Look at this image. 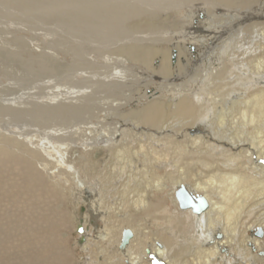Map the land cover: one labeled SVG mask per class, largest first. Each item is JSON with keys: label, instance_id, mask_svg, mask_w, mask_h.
I'll return each instance as SVG.
<instances>
[{"label": "bare ground", "instance_id": "6f19581e", "mask_svg": "<svg viewBox=\"0 0 264 264\" xmlns=\"http://www.w3.org/2000/svg\"><path fill=\"white\" fill-rule=\"evenodd\" d=\"M84 1L81 11L86 13V17L81 19V16L73 18L71 16L70 22L77 30L82 31L86 38L93 34L90 30L94 29L97 37L87 40L95 42V46L104 53L114 51L120 56L119 64L113 62L114 66L111 65L110 70L107 69L106 72L102 69L105 73L104 78L97 82L106 84L105 88L114 93L115 98L111 97V101L110 98L104 102L101 101V96L95 97V92L88 93L82 86V89L76 86L78 90L65 89L63 93L54 94L51 98L53 102L50 111L39 114L52 117L56 114L63 117L68 115L69 119L71 114L68 111L71 109L74 116H79V111H76V114L74 104L70 101L86 100L84 110L80 113L81 116L88 115L87 118L91 120L94 113L88 112L91 108L87 109L89 101L91 103V99L93 102L94 99H99L97 102H100L101 106L99 105L95 115H100L98 114L100 111L103 113L108 111L111 119L106 120L109 124L107 127L104 125L106 121H103L105 119L103 115L101 116L103 120L95 119L99 127L103 125L98 133H94L98 128L85 125L76 126L74 130H70L71 134L66 131L60 137L83 133L81 140L84 148L104 146L109 150L124 145L132 146L134 141L141 144L139 149L143 147L158 149L157 144L167 142L177 154L173 164L172 162L169 164L173 167L169 175L173 184H170L171 189H168V192L173 212L178 213L170 214L166 198H155L156 194L165 193L169 187L162 177L155 176L156 178L152 179L148 173L151 167L149 161L160 163L157 161L159 160L157 155L152 157L150 154L149 161L147 160L149 167L147 164L144 165V162L140 168L143 170L142 173L145 172L147 175L145 187L137 195L128 194L126 198L122 197L119 205L117 204L118 209L103 208L104 203L100 198L99 200L98 197L93 198L94 189L90 191L82 180L79 181L78 186L84 195L82 200L87 204L86 214L77 219L76 225V229L78 226L81 229L76 230V233L81 235L77 239L78 243L82 244L83 234L86 236L85 243L81 246V251H86L84 264H151L147 259L150 253L162 257L166 264H264V167L250 161L251 151L242 144L248 140L255 149L257 148L259 156L264 155V88L258 86L261 82L264 84V77L261 75L264 74L262 60L256 56L255 60L251 61L253 66L246 64V70L240 69L238 80L242 81L241 87L231 88L228 75L233 65L241 64L245 60L239 57L245 54L247 47L245 49L241 46L247 43L249 50L261 49L263 46L264 0ZM131 20L134 23H130ZM143 22L147 24V29L142 28ZM257 25H263V28H256L254 31ZM69 26L72 27L71 24ZM238 42H242L241 50L238 47L239 50L235 49ZM187 45L196 47L194 53L187 51ZM172 53L175 58L173 66L172 61L170 62ZM144 58L146 62L150 60V63H146L147 66L144 65ZM155 59H158L159 63L154 66L152 61ZM246 85L254 86V90L246 92V88L244 89ZM150 87L158 92L157 96L147 95L146 90H151ZM100 91L105 89L102 88ZM56 102L68 104H65L66 108H60L62 106ZM129 102L135 104L128 105ZM53 104L57 107L54 108ZM127 105L129 108H126ZM84 124L92 123L88 120V123ZM194 126L198 127V130L199 127L211 128L219 139L226 138L235 146L239 145L237 152H231L223 147L218 148L217 145L208 142L206 136L190 137L187 129ZM70 127H74V124L72 123ZM16 133L30 145L35 139H28L29 137L25 135L27 133L24 135L21 132ZM132 133L138 134L140 139L133 138ZM60 137H57L58 143ZM124 137L132 138L126 142L118 141H122ZM70 140L71 144L76 145V138ZM49 143L47 142V145L42 143L39 147L35 145L30 150L38 158L46 156L48 159L56 153L58 166L55 170L59 171L60 164H64L66 160V149L69 144L61 146L59 143L56 147L49 146ZM53 151L55 153H52ZM118 152L123 153L121 149ZM141 152L144 153V150ZM184 155L190 158L183 159ZM194 160L204 167V170L201 169L203 174L200 172L202 176L186 172L185 169L192 168L189 164ZM129 168L128 171L132 174H139L134 172L137 167L131 165ZM68 169H72L71 165ZM191 176L192 183L185 182ZM182 188L191 201L204 205L203 208L193 210L189 207H180L176 193ZM130 192L135 191L131 189ZM82 208L83 214L85 207ZM136 220L137 225L133 223L129 225ZM83 229L86 234L83 233ZM126 229H129L132 235L120 248Z\"/></svg>", "mask_w": 264, "mask_h": 264}, {"label": "rangeland", "instance_id": "374dc122", "mask_svg": "<svg viewBox=\"0 0 264 264\" xmlns=\"http://www.w3.org/2000/svg\"><path fill=\"white\" fill-rule=\"evenodd\" d=\"M84 4V0H0V264H56L57 261L59 262L57 264L62 262L65 264H84V255H86L84 252L86 251L82 252L81 246L85 242L82 244L78 243L76 225L78 224L77 219L86 214L83 212V215L80 216L83 210L82 206L85 204L87 208V204L82 200L84 195L78 186L79 181L82 180L81 182H83L85 186H88L90 191L94 189L93 193L95 196L93 198L97 199L98 197L97 200L100 198L104 203L103 208L106 209L108 207V209H110V207H112L113 210L114 208L118 209L122 197L125 196L126 198L128 194L129 196L137 195V193L145 187L144 181L147 175H145V172L142 173L143 170H140L144 162V165L147 164V167H149V162L151 163V167L148 170L149 172L146 171L150 173L153 177L152 179L162 177L163 181H165L164 183L169 186L165 193L161 195L156 194L155 198H166L168 201L167 209L170 214H178L173 212V206L171 200H169L170 192H168V189H171V185L173 184V180L170 179L171 177L169 176L173 167L169 164L171 162L173 164L177 154L174 148L171 145L169 146L167 142L162 141L160 144L156 143L158 149L154 147H143L139 149L141 144L139 142L136 143V141H134L132 146L124 145V147H113L110 150L104 146L92 148L88 146L84 148L81 140L83 139V133L80 134L78 132L77 135L75 133L71 136L70 130H74L76 126L82 127L87 125L88 127L93 126V128H98L94 130L95 134L99 132L98 130H100L103 125L99 127L95 119L98 118V120H103L101 116L105 115V119L103 120L105 122L110 118L107 114L108 111H104V113L100 111L98 113L100 115L97 114L100 117L95 115L99 110V105L101 106V103L97 102L100 101L99 99H94V102L93 99H91V103L89 101V107L87 109L91 108L88 112L94 113L91 120L87 118L88 115L83 114L81 116L80 113V111L84 110V104L87 103L86 100H78L79 102H76V100L73 102L70 101L71 104H74V111H79V116H74V112H72L71 109L68 111L71 114V116L69 115V119L68 115L63 117L56 114V116L52 117L42 113L41 115L39 114V112L50 111L49 108L53 102L51 98L57 92H65V89L69 91L78 90V87L82 89L83 87V90H86L88 93L92 91L95 92V97L100 98L101 96L104 99L101 98V101L104 102H107L111 97L115 98L114 93H110V91L105 88L106 84H100V82L98 84L97 82L104 78L103 75L105 73L103 70H105V72L107 69L110 70L111 65L114 66L113 62L115 64L121 62L119 59L120 56L114 51L104 53L102 52L103 50H99V47L95 46V42L89 41L97 37V32H95L94 29L90 30L93 34H89L86 38L84 33L77 30L74 24L70 22L71 16L72 18L74 16H81V19L86 17V13L81 11ZM122 13L125 14V12ZM67 19L68 21H66ZM132 20L138 21L137 19ZM132 20L130 23H134ZM70 24L73 29L69 26ZM142 28L147 29V24L145 22L142 23ZM256 28H263V25H257L253 30L255 31ZM126 29L129 28L126 27ZM79 32L80 34H78ZM88 38L89 40H87ZM241 44L242 42L236 43L235 49H240L241 47H245L246 49L247 47L245 54L239 57L245 60H243L241 64L237 63L232 66L230 74H228L232 84L231 88L242 86L240 83L241 80H238L240 79V69L246 70V64H251L253 66L251 61H254L256 56H259L262 60V65L264 67V41L261 49L251 48L249 50V44L245 43L244 46H241ZM161 46L164 47V45ZM186 49L194 53L196 47L190 45L186 47ZM174 60V54L172 53L170 58V62L172 61L171 66L174 65ZM107 62L110 64L108 65ZM152 62L155 66L158 65L159 60L155 59ZM146 63H150V60L147 62L145 60L144 65H146ZM261 75L264 77L263 73ZM262 85L264 84L261 82L258 86L264 88ZM246 86L244 87V89L246 88V92L254 90V86ZM101 87L105 89V91L101 92ZM150 88L151 90H146L147 95L150 96L151 94L154 97L157 96L158 92L152 89V87ZM194 101L197 103L196 99ZM130 102L128 105L135 104V102ZM56 104L61 105L62 107L59 106L60 108H66L68 103L65 105L56 102ZM128 105L126 108H129ZM9 106L10 108H8ZM53 106L54 108L57 107L54 104ZM34 111H37V113ZM31 112L33 114H30ZM79 117H81V119ZM88 120L89 122L91 121L92 124H84L88 123ZM72 123L74 127H70ZM104 125L107 127L109 124H107L106 121ZM67 126H69V128ZM66 131H69L68 133H70L69 135L71 138L66 134L67 136H64V140V138L60 136L66 133ZM16 132H21L23 135L27 133L25 135L29 137L28 139H35L32 140V144L30 145L22 139V136H18ZM213 132L214 131L208 127H199L198 130V127L194 126L187 129V133L190 137L195 135L206 136L208 142L215 146L217 145L218 148L223 147L231 152H237V147L239 145L235 146L234 143L226 138L221 140L216 137ZM132 134L133 138L140 139L138 134ZM57 137L61 139L59 140L61 146L69 144L66 149V160L64 164H60L61 168L59 171L55 170L56 166H58V158L54 151L52 153H55V155L53 154L52 157H48L47 159L46 156L38 158L37 155L30 150V148L33 149L32 147H35V145L36 147H39L42 143L47 145V142H50V145L48 144L49 146L56 145V147H58L59 143ZM132 137H124L122 141H118H130ZM55 138L57 141H55ZM67 138H76V145L71 144V140ZM247 141L248 140L242 144L251 151L250 161L264 167V155L259 156L257 148L255 149L250 141ZM120 149L123 153L118 152ZM143 150L144 153L141 152ZM113 153L115 155H113ZM33 155H35L36 158ZM149 155L152 157L157 155L159 157L157 161L160 163H153L152 160L149 161ZM160 158H162V160ZM189 158L190 157L186 155L183 156V159ZM147 160L149 162H147ZM164 160L166 161L163 162ZM70 165L72 169H68ZM131 165L137 167L134 172L139 173L138 175L129 172V167ZM189 165H191L193 169L185 170L190 175L193 173L199 175L200 172L204 170V167H202L200 163L198 164L196 160ZM199 176L202 175L200 174ZM128 177L130 178L128 179ZM192 178V176L189 177L185 182L192 183ZM107 179H109V181ZM124 184L126 185L124 186ZM128 186L130 188L132 187L131 189H134L135 192L131 193V189H127ZM155 201L156 199H154V202ZM128 213H130V211ZM111 219L114 220L115 217H111ZM137 222L138 220L132 221L129 225L132 223L136 224ZM100 223L103 224V222ZM157 228L160 230L159 227ZM251 231L250 234H253ZM248 247H250L249 243ZM60 248L63 250L61 251ZM66 253L69 254L67 255ZM55 257L58 259H55ZM69 259L70 261L68 262ZM148 261L157 263L154 257H149Z\"/></svg>", "mask_w": 264, "mask_h": 264}, {"label": "water", "instance_id": "95a60500", "mask_svg": "<svg viewBox=\"0 0 264 264\" xmlns=\"http://www.w3.org/2000/svg\"><path fill=\"white\" fill-rule=\"evenodd\" d=\"M183 192V193H182ZM176 197L179 201L180 207L183 208H192L193 210H198V209H202L204 205H199V204H195L193 201H191L187 195V193L185 192V189L182 188L181 190L177 191L176 193ZM201 204V203H200ZM80 226H78L77 231H80ZM132 233L129 229H126L123 233V239L121 241L120 244V248H122L125 243L127 242V240L131 237Z\"/></svg>", "mask_w": 264, "mask_h": 264}, {"label": "crops", "instance_id": "0c3cea01", "mask_svg": "<svg viewBox=\"0 0 264 264\" xmlns=\"http://www.w3.org/2000/svg\"><path fill=\"white\" fill-rule=\"evenodd\" d=\"M152 254H153L154 256H153ZM155 256H156V257H155ZM149 257H154V258H156V260H157V263H152V261H150L151 264H166V260H164L162 257L157 256L155 253H150V254H148L147 259H148ZM158 258H159V259H158Z\"/></svg>", "mask_w": 264, "mask_h": 264}, {"label": "flooded vegetation", "instance_id": "af4514ba", "mask_svg": "<svg viewBox=\"0 0 264 264\" xmlns=\"http://www.w3.org/2000/svg\"><path fill=\"white\" fill-rule=\"evenodd\" d=\"M83 204H84V203H83ZM84 207H85V210H86L87 208H86L85 204H84ZM85 210H84V212H85ZM82 215H83V214H82ZM82 215H81V216H82ZM83 233H85V234H86V232L84 231V229H83ZM77 235H78V236H77V238H78V237L80 238V236H81V235H79V234H77ZM83 236H84V240H83V242H82V243H84V242H85V240H86V238H85L86 236H85L84 234H83Z\"/></svg>", "mask_w": 264, "mask_h": 264}]
</instances>
